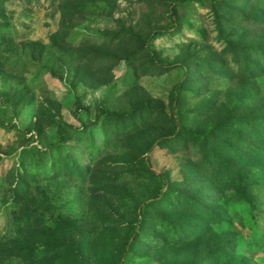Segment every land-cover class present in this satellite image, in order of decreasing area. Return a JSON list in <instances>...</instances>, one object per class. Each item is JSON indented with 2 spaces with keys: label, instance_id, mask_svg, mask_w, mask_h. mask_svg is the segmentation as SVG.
<instances>
[{
  "label": "rangeland",
  "instance_id": "374dc122",
  "mask_svg": "<svg viewBox=\"0 0 264 264\" xmlns=\"http://www.w3.org/2000/svg\"><path fill=\"white\" fill-rule=\"evenodd\" d=\"M0 0V264H264V0Z\"/></svg>",
  "mask_w": 264,
  "mask_h": 264
},
{
  "label": "trees",
  "instance_id": "16d2710c",
  "mask_svg": "<svg viewBox=\"0 0 264 264\" xmlns=\"http://www.w3.org/2000/svg\"><path fill=\"white\" fill-rule=\"evenodd\" d=\"M190 0H178V1H176L175 3H173L172 5H171V12H172V15L174 16V14H175V5H177V4H182V3H185V2H189Z\"/></svg>",
  "mask_w": 264,
  "mask_h": 264
}]
</instances>
